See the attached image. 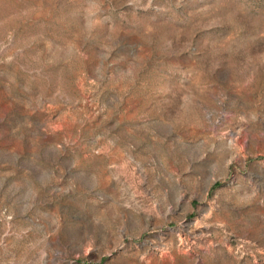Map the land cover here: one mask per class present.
I'll return each mask as SVG.
<instances>
[{
    "label": "rangeland",
    "instance_id": "374dc122",
    "mask_svg": "<svg viewBox=\"0 0 264 264\" xmlns=\"http://www.w3.org/2000/svg\"><path fill=\"white\" fill-rule=\"evenodd\" d=\"M0 264H264V0H0Z\"/></svg>",
    "mask_w": 264,
    "mask_h": 264
}]
</instances>
